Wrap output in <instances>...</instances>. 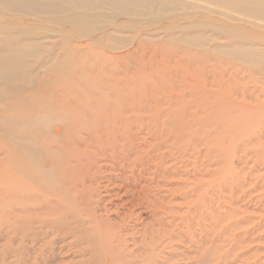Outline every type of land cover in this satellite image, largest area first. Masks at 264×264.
Listing matches in <instances>:
<instances>
[{
	"label": "bare ground",
	"instance_id": "obj_1",
	"mask_svg": "<svg viewBox=\"0 0 264 264\" xmlns=\"http://www.w3.org/2000/svg\"><path fill=\"white\" fill-rule=\"evenodd\" d=\"M258 169L264 0H0V264H264Z\"/></svg>",
	"mask_w": 264,
	"mask_h": 264
},
{
	"label": "rangeland",
	"instance_id": "obj_2",
	"mask_svg": "<svg viewBox=\"0 0 264 264\" xmlns=\"http://www.w3.org/2000/svg\"><path fill=\"white\" fill-rule=\"evenodd\" d=\"M251 164H248V166H250ZM249 172V169H248ZM254 181H255V185L252 187L253 193L251 192V195L247 197V204L249 205L250 209H257V210H262V211H252V210H248L245 211V215H254V216H260L262 215L263 220H264V170L262 169H258L257 172V178L254 177ZM259 184L263 185V188L261 189H257V191L255 190V187ZM235 195L232 194L231 197H233ZM242 212V211H241ZM192 211H190L189 215H191ZM243 213V214H244ZM143 214V216L145 218L148 217V212L147 211H142L141 215Z\"/></svg>",
	"mask_w": 264,
	"mask_h": 264
}]
</instances>
